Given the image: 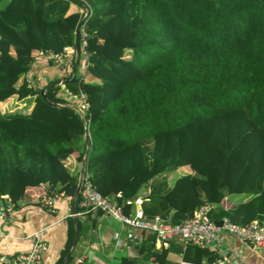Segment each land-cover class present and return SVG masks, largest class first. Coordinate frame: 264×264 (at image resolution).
<instances>
[{
	"label": "trees",
	"instance_id": "16d2710c",
	"mask_svg": "<svg viewBox=\"0 0 264 264\" xmlns=\"http://www.w3.org/2000/svg\"><path fill=\"white\" fill-rule=\"evenodd\" d=\"M82 31L87 64L64 83L86 94L80 114L56 80L39 88L26 72L40 51L75 48ZM84 156L93 187L124 214L144 195L148 218L180 223L209 203L212 220L264 223V0H0V196L16 207L46 183L71 200ZM225 195L241 198L225 208ZM75 233L77 245L71 220L53 264ZM154 243L148 235L119 264H170L169 252L195 264L219 258Z\"/></svg>",
	"mask_w": 264,
	"mask_h": 264
},
{
	"label": "built area",
	"instance_id": "2783aa9c",
	"mask_svg": "<svg viewBox=\"0 0 264 264\" xmlns=\"http://www.w3.org/2000/svg\"><path fill=\"white\" fill-rule=\"evenodd\" d=\"M85 33L82 31L80 35V52L86 57L84 50ZM38 57H44L50 60L60 69L62 77L58 82L59 90L58 97L73 106L76 111L83 114L88 104L86 94L78 90L71 91L63 81L70 79L74 75V62L76 52L74 47H65L60 53L53 52H38ZM87 64V61H86ZM27 79H30V72H26ZM119 196V194H117ZM63 193L53 192L46 183H43V191L39 195V205L50 212H55ZM137 202H140L139 200ZM79 209L72 211L70 206L67 209V215L75 219L83 217L89 211H99L109 216L111 219L118 222L122 232L125 233V240L129 241L130 253L137 254L136 246L148 235L155 236V250L167 248L171 241L179 242L186 245L196 246L200 248H212L221 246L227 239L228 235L235 236L240 240L249 242L252 247L264 249V224L258 221H252L245 226L237 225L226 218L222 220V226L218 227L208 215L212 209L211 204H204L197 208L193 214L184 219L180 223L172 225L159 217L147 218L142 210L137 208L131 214H124L119 205L110 197L100 194L92 185L88 175L85 173L81 182L79 192ZM15 204L8 195L0 196V222L9 220L14 212ZM139 231L140 234L134 232ZM0 237L2 235L0 234ZM30 239L31 246L25 252L16 254L0 253V264H46L44 253L47 248L41 231H34L25 236ZM113 238L117 243H121L124 239L120 234V230L115 231ZM139 256V255H138ZM88 258V253L83 250L78 255H73L72 259L65 264H83ZM227 260L226 255H220L215 261L201 264H223ZM141 264V263H140ZM143 264H157L154 260H150ZM195 264V263H185Z\"/></svg>",
	"mask_w": 264,
	"mask_h": 264
},
{
	"label": "crops",
	"instance_id": "0c3cea01",
	"mask_svg": "<svg viewBox=\"0 0 264 264\" xmlns=\"http://www.w3.org/2000/svg\"><path fill=\"white\" fill-rule=\"evenodd\" d=\"M85 65L86 57L81 52L79 54V67L76 68L78 69L76 70L78 72L75 74L76 78L84 72ZM30 71V80L37 83L39 88H42L53 80L59 82L62 77L60 69L44 57L36 58L31 64ZM184 172H191L193 174L191 170H184ZM42 191L43 184L26 189L22 197L17 201V206L14 209L12 217L9 220L0 222V234L2 235L0 237V253L16 254L29 250L31 246L30 239L25 238V236L34 230H42V235L47 245L44 260L46 264H53L65 244L68 224L71 220L74 222L79 221L81 225L82 234L80 235L79 243L75 245L72 252L73 255H78L83 250L87 251L88 258L83 264L88 260H96L97 258H94L97 253L102 257L109 255L116 261V264H119L120 258L130 253L128 248L129 242L123 240L121 243H117L113 238L115 231L120 230L121 235L124 231L118 222L104 213L95 210L87 212L83 217L78 219L70 217L67 215V209L70 206L73 211V207L71 200L68 198H65L63 201L61 200V203L58 204L57 213L51 214L38 203V198ZM144 193H147V191L143 190L141 192V194ZM143 196L140 195L135 199L132 203L133 210L131 212L137 208L141 209ZM240 198V195H225L224 199H222V205L227 208L236 203ZM138 200L140 202H137ZM215 214H219V212H215ZM134 232L140 234L137 230ZM175 244L182 245L179 242H175ZM209 250L218 256L226 255L227 260L223 264H264V249L254 248L249 242L240 240L235 236L228 235L221 246L212 247ZM123 252L126 254L122 255ZM114 255L122 256L116 257ZM167 261L170 264L187 263L183 262L181 254L175 252L167 254Z\"/></svg>",
	"mask_w": 264,
	"mask_h": 264
},
{
	"label": "water",
	"instance_id": "95a60500",
	"mask_svg": "<svg viewBox=\"0 0 264 264\" xmlns=\"http://www.w3.org/2000/svg\"><path fill=\"white\" fill-rule=\"evenodd\" d=\"M79 27L80 25H78L77 29H76V35L79 31ZM75 51H76V54L79 53V41L76 37V42H75ZM73 80V79H72ZM67 81H70V80H67ZM56 83H58V81H56ZM40 93L43 97V99L50 105L52 106H58V104H55V103H52L50 102L47 97L45 96V93H44V89H41L40 90ZM86 142H87V145H88V140H87V137H86ZM88 148V147H87ZM85 174V156L83 158V161H82V164H81V167H80V170H79V175H78V181H77V185H76V188H75V191H74V194L72 196V199H71V204H72V207H73V210L75 209L74 206H75V202H76V199L79 195V191H80V186H81V182H82V179H83V176ZM171 214H173L174 210L172 209L171 211ZM167 223L169 225H172L173 222L171 220H168ZM215 223L218 227H221L222 226V220H215ZM76 241H77V234L75 233L74 235V239H73V243H72V246L70 248V250L67 252V254L65 255L64 259L62 260L61 264H65L68 257L71 255L72 251L74 250L75 248V245H76Z\"/></svg>",
	"mask_w": 264,
	"mask_h": 264
},
{
	"label": "rangeland",
	"instance_id": "374dc122",
	"mask_svg": "<svg viewBox=\"0 0 264 264\" xmlns=\"http://www.w3.org/2000/svg\"><path fill=\"white\" fill-rule=\"evenodd\" d=\"M28 110H29V105L28 104H25L24 107L18 106L15 109V111H28ZM186 132H187L188 135H192L193 134V126L191 128H186ZM179 174H180V172L173 173L170 176V181H172ZM262 224H264V223H262ZM122 237H123V239H125V233L122 234ZM125 254H126L125 252L122 253V255H125ZM122 255H120V256H122ZM89 256L91 257L90 254H89ZM114 256H116V255H114ZM120 256L118 255L116 257H120ZM94 259H96V260H88L85 264H116V261H114V259L111 258L109 255H107L105 257H102L100 254L97 253V255H96V257Z\"/></svg>",
	"mask_w": 264,
	"mask_h": 264
},
{
	"label": "bare ground",
	"instance_id": "6f19581e",
	"mask_svg": "<svg viewBox=\"0 0 264 264\" xmlns=\"http://www.w3.org/2000/svg\"><path fill=\"white\" fill-rule=\"evenodd\" d=\"M68 47H71V46H68ZM80 189H81V186H80ZM80 192V191H79ZM118 196V195H117ZM119 196H120V194H119ZM62 201L64 200V198H62L61 199ZM127 203H129V201H127ZM207 204H209V203H207ZM212 205V204H211ZM120 207V206H119ZM121 209V208H120ZM46 210V209H45ZM75 210V209H74ZM73 210V211H74ZM47 211V210H46ZM122 211V210H121ZM47 212H49V213H51V214H54V213H57V208H56V211L55 212H50V211H47ZM210 212V211H209ZM131 213H133V212H131ZM130 213V214H131ZM208 215H209V213H208ZM145 216V215H144ZM146 217V216H145ZM210 217V216H209ZM148 218V217H147ZM211 219V218H210ZM223 219H225V218H222V219H220V220H223ZM212 220V219H211ZM228 220V219H227ZM166 222L168 221V220H165ZM212 221H214V223H215V220H212ZM4 222V221H3ZM168 224V223H167ZM216 224V223H215ZM34 231H36V230H34ZM33 231V232H34ZM38 231H41V234H42V230H38ZM32 233V232H31ZM125 240V239H124ZM127 242H129V241H127ZM130 243V242H129ZM207 249H209V248H207Z\"/></svg>",
	"mask_w": 264,
	"mask_h": 264
},
{
	"label": "clouds",
	"instance_id": "9594fccd",
	"mask_svg": "<svg viewBox=\"0 0 264 264\" xmlns=\"http://www.w3.org/2000/svg\"><path fill=\"white\" fill-rule=\"evenodd\" d=\"M79 41V40H78ZM76 52V51H75ZM81 52H80V42H79V53L78 54H76V56L78 57L79 56V54H80ZM37 58V57H36ZM35 58V59H36ZM29 72L31 73V71L29 70ZM74 73V75L76 74L75 72H73ZM27 78V77H26ZM30 78V77H29ZM72 79H76V76L74 77V76H72L70 79H66L65 81H67V80H72ZM28 80H30V79H28ZM65 82H63V85H65L64 84ZM58 84V83H57ZM86 173V172H85ZM77 210V209H76ZM162 249V248H161ZM156 251H159V250H156ZM130 254V253H129Z\"/></svg>",
	"mask_w": 264,
	"mask_h": 264
}]
</instances>
